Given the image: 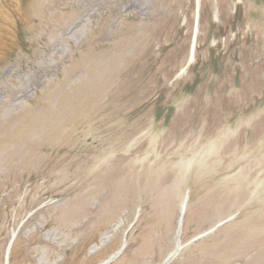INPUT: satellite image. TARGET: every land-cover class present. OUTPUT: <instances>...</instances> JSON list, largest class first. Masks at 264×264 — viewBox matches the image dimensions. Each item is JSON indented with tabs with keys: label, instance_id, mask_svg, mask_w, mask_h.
Wrapping results in <instances>:
<instances>
[{
	"label": "rangeland",
	"instance_id": "obj_1",
	"mask_svg": "<svg viewBox=\"0 0 264 264\" xmlns=\"http://www.w3.org/2000/svg\"><path fill=\"white\" fill-rule=\"evenodd\" d=\"M173 253L264 264V0H0V264Z\"/></svg>",
	"mask_w": 264,
	"mask_h": 264
}]
</instances>
